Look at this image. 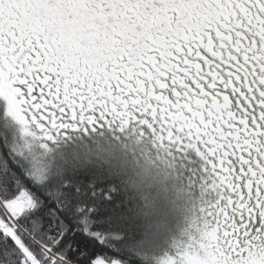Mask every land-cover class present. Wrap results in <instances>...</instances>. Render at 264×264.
<instances>
[{
	"label": "snow or ice",
	"instance_id": "snow-or-ice-1",
	"mask_svg": "<svg viewBox=\"0 0 264 264\" xmlns=\"http://www.w3.org/2000/svg\"><path fill=\"white\" fill-rule=\"evenodd\" d=\"M0 264H264V0H0Z\"/></svg>",
	"mask_w": 264,
	"mask_h": 264
}]
</instances>
